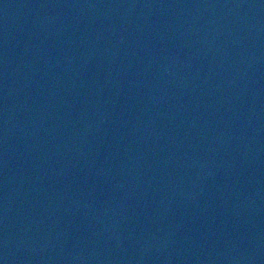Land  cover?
<instances>
[{
  "label": "water",
  "instance_id": "95a60500",
  "mask_svg": "<svg viewBox=\"0 0 264 264\" xmlns=\"http://www.w3.org/2000/svg\"><path fill=\"white\" fill-rule=\"evenodd\" d=\"M0 264H264V0H0Z\"/></svg>",
  "mask_w": 264,
  "mask_h": 264
}]
</instances>
